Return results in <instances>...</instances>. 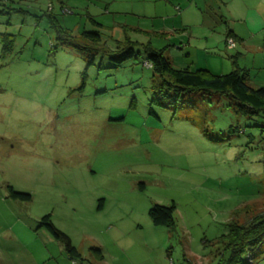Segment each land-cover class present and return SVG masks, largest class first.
<instances>
[{
	"label": "rangeland",
	"instance_id": "1",
	"mask_svg": "<svg viewBox=\"0 0 264 264\" xmlns=\"http://www.w3.org/2000/svg\"><path fill=\"white\" fill-rule=\"evenodd\" d=\"M149 45L264 86V0H0V264H228L229 223L264 213V115L161 86ZM171 202L174 226L153 224Z\"/></svg>",
	"mask_w": 264,
	"mask_h": 264
},
{
	"label": "trees",
	"instance_id": "2",
	"mask_svg": "<svg viewBox=\"0 0 264 264\" xmlns=\"http://www.w3.org/2000/svg\"><path fill=\"white\" fill-rule=\"evenodd\" d=\"M99 25L101 24L99 23ZM59 30H62L60 26L57 27V32ZM79 34L90 50H96L93 45L100 40L98 31L87 32L84 30ZM228 37L236 39L231 31L226 32V38ZM63 40L62 43L67 39L63 38ZM125 41L128 44L127 49L119 54L112 53V56H118L119 59L123 60L134 54L129 45L135 42L128 39ZM146 55V61L150 63L153 71L162 79L161 86L169 89L173 88L178 93L181 91H198L203 94L226 95L233 99L239 112L243 114L262 113L264 115V86H251L248 82V69L239 66L235 60L231 61L233 68L227 73H214L206 68L195 70L173 68L163 52L151 46L147 48ZM10 195L13 198L25 200L30 198L27 193L13 190H11ZM174 209L173 202L168 205L155 204L149 208L148 214L153 224L172 227L174 226ZM42 223L54 239L62 242L65 252L72 257L73 262V258L80 257V253L71 244L69 237L52 224L49 215L43 216ZM229 226V234L227 241H225V247L229 251L228 264H248L247 258H250L252 250L264 240V213L249 215L242 221L237 220L229 223Z\"/></svg>",
	"mask_w": 264,
	"mask_h": 264
},
{
	"label": "crops",
	"instance_id": "3",
	"mask_svg": "<svg viewBox=\"0 0 264 264\" xmlns=\"http://www.w3.org/2000/svg\"><path fill=\"white\" fill-rule=\"evenodd\" d=\"M190 4H192L191 2H189V5ZM229 31H231V33H232V35L235 37V38H238L239 37V34H237L236 32H234V30H229ZM240 46L241 47H249V44L247 45L246 43H245V40H242L241 42H240ZM259 48V50L261 49V47H258ZM215 73V72H214Z\"/></svg>",
	"mask_w": 264,
	"mask_h": 264
},
{
	"label": "built area",
	"instance_id": "4",
	"mask_svg": "<svg viewBox=\"0 0 264 264\" xmlns=\"http://www.w3.org/2000/svg\"><path fill=\"white\" fill-rule=\"evenodd\" d=\"M68 10H63V12H67ZM227 42H228V46L229 47H233L234 45H235V41H234V39H232L231 37H228V39H227ZM146 64H148V63H146ZM149 65V64H148Z\"/></svg>",
	"mask_w": 264,
	"mask_h": 264
},
{
	"label": "clouds",
	"instance_id": "5",
	"mask_svg": "<svg viewBox=\"0 0 264 264\" xmlns=\"http://www.w3.org/2000/svg\"><path fill=\"white\" fill-rule=\"evenodd\" d=\"M149 63V62H148ZM149 66H150V63H149Z\"/></svg>",
	"mask_w": 264,
	"mask_h": 264
}]
</instances>
